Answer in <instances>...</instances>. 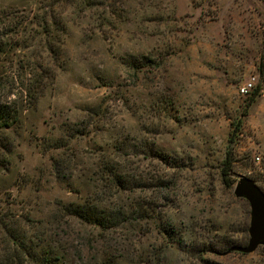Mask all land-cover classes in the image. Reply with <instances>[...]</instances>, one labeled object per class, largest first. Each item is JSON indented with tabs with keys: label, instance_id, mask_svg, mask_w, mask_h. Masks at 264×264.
I'll return each instance as SVG.
<instances>
[{
	"label": "rangeland",
	"instance_id": "374dc122",
	"mask_svg": "<svg viewBox=\"0 0 264 264\" xmlns=\"http://www.w3.org/2000/svg\"><path fill=\"white\" fill-rule=\"evenodd\" d=\"M40 18L62 21L57 59ZM2 34L21 48L0 60V101L23 115L0 131V216L34 227L67 264H155L161 249L163 264H264L263 245L227 254L250 240L251 208L236 184L248 178L264 192V0H0ZM27 60L43 73L22 72ZM259 84L229 186L222 168L233 123ZM152 143L178 166L136 150ZM113 162L149 188L111 190L98 173ZM96 198L127 211L109 241L64 212ZM138 201L152 203L157 219L127 222ZM165 224L175 234H161Z\"/></svg>",
	"mask_w": 264,
	"mask_h": 264
},
{
	"label": "trees",
	"instance_id": "16d2710c",
	"mask_svg": "<svg viewBox=\"0 0 264 264\" xmlns=\"http://www.w3.org/2000/svg\"><path fill=\"white\" fill-rule=\"evenodd\" d=\"M61 22L62 21L49 22L46 18H40L37 21V25L39 27H44L45 29L43 31L48 33L46 34V37H48V43H46L47 50L51 55H54L56 59L58 58L57 56L59 55V50L53 48L52 41L56 39L55 37L57 32L55 34V31H57V27L55 26H60V24L62 26ZM7 36H9V34L0 35V60H2L5 56H9L11 52L10 50H20L19 48H21V45L16 47L12 46V43L6 39L8 38ZM28 62L29 60L25 61V64ZM149 62L153 63V61ZM33 64L34 63L26 64L25 67H22V72H26L33 78H36L40 76L44 70L43 68L36 67L35 64L34 67ZM259 72L262 84L264 82V57L260 63ZM261 84L256 87L252 98L233 123V130L230 137L231 146L222 168L224 182H226L229 186L233 185L229 179L234 166L233 146L242 132L245 120L249 115L251 107L256 103L258 97L261 95ZM22 115L23 109L17 102L10 103L7 101H0V131L15 127L21 122ZM59 148L61 147L56 146L55 143V149ZM136 150L145 156L165 160L169 166H178L177 159L172 157L171 159H168L161 156V152L156 143L136 147ZM98 175L99 179L106 182L107 187L114 191L135 194L139 190L142 191L143 189L149 188V185L143 184L136 178L130 177L122 172L120 165L117 162H113L112 164L108 163L105 168H101ZM151 183L155 184V187L160 188V190H163L164 188L170 189L171 186L168 181L166 182L164 180H156L154 183L153 181ZM64 212L70 218L77 219L81 224L95 228L101 233H105L104 240L109 241L108 236L111 234V229H116L118 227V223H116V221L125 215L123 212L127 211L125 208L117 211H111V208L105 204L103 199L96 198L94 200H86L81 203H70L65 207ZM155 213L156 212L152 203L138 201L137 203L130 205L129 213L127 214V218H125L127 219V222H129V219L132 218L133 222H141L149 219L154 220L157 219L154 217ZM33 229L34 227L30 228L28 224L23 225L22 220L16 218V216H0V264H67L64 262V258L62 257L63 255L59 251H54L50 243H48L42 236L34 235V233H32ZM159 232L161 234H175L174 228L170 224L162 225L159 228ZM225 246L230 247V244L221 245V247ZM216 247V244H212L210 249H207L206 252L212 253ZM104 248L105 254L108 251V247L105 246ZM166 254V249H161L160 251L158 250L153 262L155 264H163L166 259ZM101 264H119V258H115L112 261L111 259L105 258Z\"/></svg>",
	"mask_w": 264,
	"mask_h": 264
},
{
	"label": "water",
	"instance_id": "95a60500",
	"mask_svg": "<svg viewBox=\"0 0 264 264\" xmlns=\"http://www.w3.org/2000/svg\"><path fill=\"white\" fill-rule=\"evenodd\" d=\"M234 191L237 198L245 199L250 204V240L247 246H234L227 254L231 252L251 254L260 246H264V192L253 180L248 178L240 179Z\"/></svg>",
	"mask_w": 264,
	"mask_h": 264
},
{
	"label": "built area",
	"instance_id": "2783aa9c",
	"mask_svg": "<svg viewBox=\"0 0 264 264\" xmlns=\"http://www.w3.org/2000/svg\"><path fill=\"white\" fill-rule=\"evenodd\" d=\"M256 86V78L253 77L250 81H248L244 86L241 88L242 95H248Z\"/></svg>",
	"mask_w": 264,
	"mask_h": 264
}]
</instances>
